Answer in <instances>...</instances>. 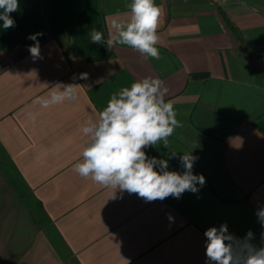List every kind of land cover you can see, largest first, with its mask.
<instances>
[{"label":"crops","instance_id":"obj_1","mask_svg":"<svg viewBox=\"0 0 264 264\" xmlns=\"http://www.w3.org/2000/svg\"><path fill=\"white\" fill-rule=\"evenodd\" d=\"M130 2L19 0L15 27L0 20V157L51 226L26 213L0 160V264H206L204 233L225 223L236 238L250 230V242L264 246L256 215L264 208V0H155L164 12L159 60L91 42L93 31L106 41L114 19L130 18ZM36 33L43 58L33 60L28 37ZM146 77L164 82L181 127L167 148L144 151L180 173V156L197 157L192 171L206 180L198 193L151 203L127 192L113 198L73 171L84 121ZM57 84L80 85L77 100L33 103ZM28 249L43 253L27 260Z\"/></svg>","mask_w":264,"mask_h":264},{"label":"clouds","instance_id":"obj_2","mask_svg":"<svg viewBox=\"0 0 264 264\" xmlns=\"http://www.w3.org/2000/svg\"><path fill=\"white\" fill-rule=\"evenodd\" d=\"M20 8L19 0H0V20L3 29L15 27L11 13ZM130 18L127 21L114 19L113 32L105 41L99 31L91 33L93 44H103L107 49L123 45L137 51L142 59H160L157 45L160 42L158 28L164 15L163 8L155 0H131L128 5ZM42 33L29 35L34 43L28 47L33 58L42 59L37 39ZM88 74H80L87 79ZM73 79H76L74 76ZM76 84H57L47 96L37 97L33 103L43 108L78 98ZM168 88L159 78L146 77L114 93L96 120L91 118L81 126L87 137L81 152L82 159L73 165V171L84 179L102 188L117 192L136 194L145 202L164 201L168 197L181 198L186 191L198 193L206 183L205 177L196 175L192 169L197 157L192 154L180 156L184 172L169 171L166 159L149 158L144 149L158 144L168 147L177 127V113L173 103L165 101ZM32 120L35 116L29 114ZM157 166L159 170H157ZM264 227V208L256 212ZM168 219L173 217L169 214ZM206 264H264V246L256 247L250 241L254 234L249 230L243 240L228 232L227 224L210 227L205 233ZM264 240V233H262Z\"/></svg>","mask_w":264,"mask_h":264},{"label":"rangeland","instance_id":"obj_3","mask_svg":"<svg viewBox=\"0 0 264 264\" xmlns=\"http://www.w3.org/2000/svg\"><path fill=\"white\" fill-rule=\"evenodd\" d=\"M0 160H1L2 166L5 167V169L8 171V176H9L12 184L15 185V187L18 189L19 194L24 199V203H25V207H26V213L32 215V217L35 220H40L41 223H43L47 229H50L51 226L46 221L39 205L35 202L30 191L28 190V188L22 184V181L20 180V178L18 177V175L14 171L13 166L7 160H5V158L2 156L0 157ZM53 238H54L55 242L57 243L58 249H64L61 241L56 236H53ZM40 252L43 253V249H28V252L25 253L27 256V260H31V259L33 260V258L37 257V254H40ZM52 257H53V259L55 258L54 256H52ZM56 257H58V254H56ZM59 258H60V256H59ZM54 262H56V261H54ZM57 263L60 264L61 262H57Z\"/></svg>","mask_w":264,"mask_h":264}]
</instances>
